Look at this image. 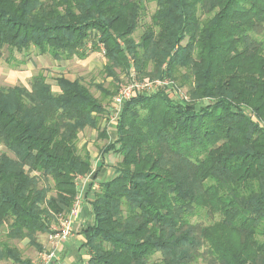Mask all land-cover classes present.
<instances>
[{"label":"trees","instance_id":"trees-1","mask_svg":"<svg viewBox=\"0 0 264 264\" xmlns=\"http://www.w3.org/2000/svg\"><path fill=\"white\" fill-rule=\"evenodd\" d=\"M102 48L116 81L133 66L190 102L162 91L125 105L108 148L116 174L85 230L89 264H264V0H0V61L13 69L34 51L65 62ZM56 86L42 72L0 86V262L28 264L14 242L40 250L92 170L79 138L100 130L115 92Z\"/></svg>","mask_w":264,"mask_h":264},{"label":"crops","instance_id":"crops-1","mask_svg":"<svg viewBox=\"0 0 264 264\" xmlns=\"http://www.w3.org/2000/svg\"><path fill=\"white\" fill-rule=\"evenodd\" d=\"M91 57H96L95 53ZM74 60H78L79 62L82 61L78 58H74ZM69 61L65 62L68 63ZM29 63H31V61L28 62L26 65H28ZM91 68H95V64H92V66H90V69ZM76 79L77 78H71L70 80ZM57 89L58 90L55 92L60 91L59 88ZM109 107L108 109H106V115L108 117V120H104L103 123L100 125V132L104 131L106 137H101L100 133L97 132V129L89 128V130H85V136H83V133H81L80 135V144L81 146H84L86 148V151L91 157L92 170L88 174L84 176H79L77 178V195L79 193H83L84 201L78 209V214L76 221L74 222L72 235L68 239L58 242L56 245L50 242L48 238L49 233L52 230L60 227L58 221V223L53 222L51 224L49 233H44L39 236L38 243L41 247L40 250L30 246V242L28 239L21 241L18 247L26 251V256L24 258L29 260L28 264H33L34 260L39 256V254L47 250H56V257L51 264H84L85 262L89 261L90 257L86 248L87 236L85 230L89 226L93 225L95 222V214L92 209V202L95 198L94 183H99V185L101 186V184L111 181L115 177L116 166L120 159L118 153L113 150L108 151L109 146L115 143L118 139L119 123L118 121L116 123L109 124V120L112 118V109L111 107ZM82 137L85 138H83L82 140ZM96 140H98V143H102V145L96 147ZM91 173H93L95 179H88V176ZM0 264L16 263L12 261H2L0 262Z\"/></svg>","mask_w":264,"mask_h":264},{"label":"rangeland","instance_id":"rangeland-1","mask_svg":"<svg viewBox=\"0 0 264 264\" xmlns=\"http://www.w3.org/2000/svg\"><path fill=\"white\" fill-rule=\"evenodd\" d=\"M48 1V0H43ZM156 10V5L151 4L149 6V10L147 12V15L142 22V25L139 27L138 31L135 33V39L139 40L143 31L145 24L150 23V16L154 13ZM94 54V53H93ZM86 60H82L79 62L78 60H72L67 62H55L53 59L50 58V56L45 55H38L35 51L32 53V61L26 66H22L19 69H13L10 65H8L5 61H0V86H15V85H24L26 87H30L31 79L34 75L38 74L39 72H42L44 75L47 76L48 82L53 86V90L57 91L58 87L56 86V79L60 76H66L68 78H82L84 80V83L90 88L91 92L94 94L95 97H97L99 100H103L105 98V95L102 93V90L100 87L104 89V91H108L109 93L115 92L114 96L118 93V90L122 84L128 83L131 79V69L134 68L133 66L128 70V72H120V70H117V75L119 76L118 80L116 81L114 77L109 76L108 73L105 71V63L106 59L104 57V54L101 51L95 53L94 58L91 56ZM18 58H22L20 55H17ZM92 64H95V68H91ZM139 80V79H138ZM147 80V79H146ZM140 82H143L139 80ZM105 91V92H106ZM113 96V98H114ZM113 98L110 101L109 98H106L105 101L106 109L112 105ZM109 107V108H110ZM104 120H108L107 115L105 114L102 117L101 124ZM100 124V125H101ZM86 130H89L88 128ZM101 130H97L98 133H100ZM85 134V131L83 132V136ZM85 137H82V140ZM81 139L79 138L78 147L80 152L86 151V148L84 146H81L80 144ZM96 147L101 146L102 143H98V140H96ZM0 150H2V146L0 145ZM52 184V182H51ZM1 234V233H0ZM1 238V237H0ZM20 242L16 241L14 242V245H19ZM19 248V247H18ZM20 252L22 253L23 259L26 256V251L20 249ZM36 260V259H35ZM34 260V261H35Z\"/></svg>","mask_w":264,"mask_h":264},{"label":"built area","instance_id":"built-area-1","mask_svg":"<svg viewBox=\"0 0 264 264\" xmlns=\"http://www.w3.org/2000/svg\"><path fill=\"white\" fill-rule=\"evenodd\" d=\"M102 52L105 55V51L102 48ZM131 79L128 83L122 84L118 90V93L114 96L111 105L112 118L109 120V124L116 123L120 120L122 111L125 105L133 99L135 95H153L158 92H165L171 100L176 103L190 102V98L186 92L180 89L177 84L170 79H157V80H145L140 82L137 78L135 69H131ZM107 124V123H106ZM108 125V124H107ZM88 179H95L93 173L89 174ZM100 189L99 183H94L95 193ZM84 201V194L79 193L71 209L70 213L66 217L59 218V228L52 230L49 233V240L54 245L58 242L68 239L73 233L74 222L76 221L78 209ZM56 257V250H47L39 254L33 264H51ZM84 264H89V261Z\"/></svg>","mask_w":264,"mask_h":264}]
</instances>
